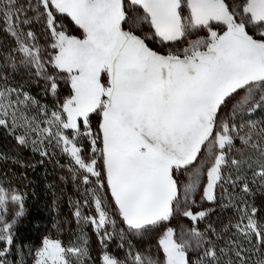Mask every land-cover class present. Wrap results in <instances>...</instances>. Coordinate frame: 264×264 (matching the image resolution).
<instances>
[{"label":"snow or ice","instance_id":"1","mask_svg":"<svg viewBox=\"0 0 264 264\" xmlns=\"http://www.w3.org/2000/svg\"><path fill=\"white\" fill-rule=\"evenodd\" d=\"M0 5L5 30L17 44L13 51L22 54L20 63L33 67L36 76L50 81L53 94L58 88L57 77L48 75L46 64L58 73H66L64 78L70 82L71 96L60 111L52 113L50 127L42 131L54 135L58 146L63 144V152L82 173L84 184L92 177L101 188L106 183L129 230L142 234L169 221L181 207L177 174L181 170L190 172L189 182L184 185L187 203L199 181L200 167L208 161L203 198L214 200V187L223 179V166L229 163L227 156L234 147L233 134L240 128L222 119V110L232 102L235 117L239 112L250 113L264 106V0H0ZM29 12L46 18L53 50L47 61L36 44L29 43L35 41V34L22 30L23 25L31 23ZM57 14L70 17L82 30V38L58 30ZM145 23L162 45L180 41L195 29H207V37L190 40L182 51L160 54L136 34ZM213 24L222 25L223 30H214ZM250 25L260 30V39L249 34ZM9 60L15 68L11 54ZM0 98H5L3 91ZM0 109L8 114L2 102ZM92 114L100 116L97 133L92 131ZM5 124L0 119V125ZM51 127L57 129L54 134ZM63 130H71V138ZM82 137L90 140L91 157L83 156L82 148L77 146ZM16 139L20 145L27 144L25 136ZM239 139L260 150L259 144L250 143V134ZM205 151L207 156L201 160ZM97 156L103 162L102 172ZM230 163L237 166L240 161L231 159ZM256 175L264 178V165ZM243 190L249 191L246 184ZM22 199L0 187V220L9 203L19 205L16 216H22ZM94 203L97 216L84 219L99 232L115 221L110 219L103 198L96 196ZM256 211L253 208L251 215L243 212L241 221L246 219L247 223L241 226L238 222L234 227L249 243L254 235L259 251L264 247V225L254 219ZM182 214L193 222L206 215L190 210ZM80 215L77 211L76 216ZM10 229V224L0 229L4 233L0 241L9 245L13 239ZM192 240L196 247L203 245V234L195 227L187 233L182 230L178 238L173 228H166L158 241L164 256L162 264H190L187 252ZM6 251H0V257ZM243 251L239 248L235 252L242 261L246 259ZM68 254L82 260L87 251L65 249L59 241L45 239L36 264H70ZM204 256L207 261L200 264H219L214 249L207 248ZM134 260L135 264H161L141 254ZM102 264L121 262L104 254ZM257 264H264V259Z\"/></svg>","mask_w":264,"mask_h":264},{"label":"rangeland","instance_id":"2","mask_svg":"<svg viewBox=\"0 0 264 264\" xmlns=\"http://www.w3.org/2000/svg\"><path fill=\"white\" fill-rule=\"evenodd\" d=\"M24 2L25 0H19V3ZM28 16L31 23L23 25L22 30L25 33L31 30L35 34V41H29V43L36 44L41 50L44 60L47 61L53 50L50 47L52 38L47 28L46 18H37L36 14L32 12H29ZM56 23L59 26L58 30L65 31L69 36L82 38V30L70 17L57 14ZM143 27L142 38H146L147 43L154 46L156 38L153 37L148 24H143ZM5 28L3 18L0 17V91H3L5 95V98H0V102L5 104L8 113L4 115L5 109H0V119L6 121L5 125H0V133L5 140V147H0L2 157L0 160V187L8 190L10 194L15 193L22 196L24 214L27 189L23 182L15 177V173L19 167H23L24 162H27L31 166V173L33 175L41 174V177L46 181L44 183L45 191L53 200V207L50 220L44 226L45 230L37 240L22 243L16 236L15 228L17 221L23 215L16 216L19 205L12 203L7 205L3 219L0 220V229H3L5 224H10V234L13 239L10 245L6 241H0V251L7 249L5 255L0 257V261H3L4 264H36L37 252L43 247L44 240L48 239L59 241L65 249L81 248L87 251V256H84L82 260L68 254L67 258L70 264H102L104 254L114 257L121 264H135L134 257L137 254L151 256L162 264L164 256L158 241L168 227L174 229L177 238L182 230L187 233L193 227L203 234L201 247H196L195 240L190 241L187 252L190 264L206 262L207 257L204 256V252L207 248L216 251L219 264H229V262L231 264H257L259 260L264 259V247L257 251L254 235L250 237L252 243H249L248 239L234 227L238 222L241 223V226L246 224V219L241 221L243 212L246 211L248 215H251L252 209H256L257 199L260 197L264 199V178L256 175V172L264 165V155L261 154L264 151V133H261V129H264V106L256 108L250 113L246 110L239 112L235 117L232 115V102H229V105L222 110L221 118L235 123L240 128L238 133L233 134L236 137L234 147L227 156L229 163L223 166V179L214 187V200H204L203 195L195 191L194 188L188 196V202H183L180 209L174 211L169 221L142 234H136L123 223L114 202H112L110 192L107 191L106 183L101 188L96 183V178L92 177L88 184H84L82 173L78 171L72 158L63 152V144L58 146L54 135L49 136L42 131V129L50 127L48 120L51 119L52 113L60 111L65 99L72 94L70 82L64 78L67 74L58 73L50 64H46L48 75L57 77L58 88L53 94L50 81L36 76L33 67L23 66L20 63L22 54L13 51L17 47L16 41ZM249 28L253 30L251 35L254 38H261L259 29L251 25ZM138 32H140L139 28L136 30L137 35ZM10 54L15 58V68L11 66ZM25 95L29 99L25 100ZM244 107L247 108V105ZM99 122L100 116L92 114L90 123L93 133L98 132ZM56 131L55 127H51L53 134ZM63 131L71 138V130ZM249 134L252 136L250 143L259 144L260 150L244 145L240 141L239 136ZM18 136H25L27 144L20 145L16 139ZM33 141L36 142L35 145H33ZM77 146L82 148L83 156H92L89 138H80ZM41 152H45L46 155L42 156ZM9 157H11L10 160ZM96 159L99 170L102 172V159L99 156ZM231 159L240 161L239 165H231ZM177 176L180 182L184 176L183 171L181 170ZM28 183L36 186V182L31 179H28ZM245 184L249 189L247 192L243 190ZM30 191L35 190L30 189ZM96 196L104 199L108 206L109 217L115 221L114 224H106L99 232L94 225L84 219L88 216H97L94 203ZM182 198L185 199V196H181ZM185 210H190L194 214L203 211L206 215L203 219L193 222L190 218L183 216L182 213ZM77 211L81 214L79 217L76 216ZM254 219L258 225H264V213L258 215L256 211ZM14 220L15 223H13ZM220 220L225 226V234L230 237L226 238L230 247L243 249L247 246L246 252L249 251V254L245 256V260L242 261L237 256L224 255L226 253L224 249L221 252L220 246L215 242L220 238L216 229V223ZM105 233L108 234L107 237H105ZM234 239H237V244L230 243V241H235Z\"/></svg>","mask_w":264,"mask_h":264},{"label":"trees","instance_id":"3","mask_svg":"<svg viewBox=\"0 0 264 264\" xmlns=\"http://www.w3.org/2000/svg\"><path fill=\"white\" fill-rule=\"evenodd\" d=\"M3 146L5 147V140L2 136V133H0V147ZM1 158L2 157L0 153V160ZM10 158L11 157L8 159L10 160ZM22 166L23 167H19V169L16 171L15 177L23 182L27 191L25 192L24 214L16 223L15 233L22 243L35 242L45 230L44 226H46L50 220L49 218L52 215L51 209L53 207V200L49 197L48 192L45 191L46 186L44 183L46 181L41 177V174L33 175V173H31V166L27 162H24V165ZM28 179L35 181L36 186L34 187L31 183H28ZM30 189H34L35 191H30ZM256 210L258 215L264 213V199L261 197L257 199ZM222 222L223 221L220 220V222L216 223V229L218 230V235L220 238L215 242L220 246L221 249L225 250L226 253H224V255L234 257L236 256L235 252L237 249H239V247H230V245H228L229 241H226V238L230 237L229 235L225 234L226 229ZM234 240L237 241V239ZM243 249L244 251L242 252V255L245 257L247 254H249V251L246 252L247 246ZM189 258L190 257L188 256V259Z\"/></svg>","mask_w":264,"mask_h":264},{"label":"crops","instance_id":"4","mask_svg":"<svg viewBox=\"0 0 264 264\" xmlns=\"http://www.w3.org/2000/svg\"><path fill=\"white\" fill-rule=\"evenodd\" d=\"M185 14H186V10H185ZM149 29L152 31L153 34V30L151 29V26L148 24ZM143 25L139 28L140 32H138V35L142 37V34L144 33L143 30ZM213 28L214 30L217 31H222L223 30V26L222 25H216L213 24ZM143 30V31H141ZM249 30V34L253 33V30H251L250 28ZM207 29H195V30H191L184 38H182L180 41H175V42H169L167 45H162L161 43H159L158 38H156V42L154 44V46H150L147 43V39H145V43L152 48L154 51H157L160 54H168L169 52H178V51H182L185 47L188 46V42L190 40H195L198 38H206L207 37ZM255 32H257L258 30H254ZM146 33V32H145ZM258 39V38H256ZM207 156V152L205 151L204 156L201 157V160H204L205 157ZM198 167H200V165H197ZM210 166V161H208L207 163H205L202 167H200V177H199V181L195 186V191H197L198 193H201L202 195L204 194V187L207 185V167ZM183 171V178L182 180L179 182L180 183V187H181V192H180V199L181 196H185L184 195V185L187 184L189 182V177H190V172L188 171ZM204 200L208 201L207 199L203 198ZM185 201V199H181V204ZM188 202V199H187ZM180 209V208H179ZM178 209V210H179ZM176 210V211H178Z\"/></svg>","mask_w":264,"mask_h":264}]
</instances>
